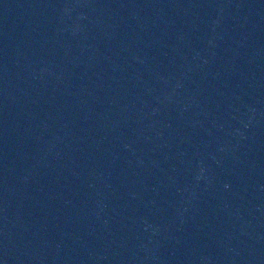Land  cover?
<instances>
[{
	"label": "water",
	"instance_id": "95a60500",
	"mask_svg": "<svg viewBox=\"0 0 264 264\" xmlns=\"http://www.w3.org/2000/svg\"><path fill=\"white\" fill-rule=\"evenodd\" d=\"M0 264H264V0H0Z\"/></svg>",
	"mask_w": 264,
	"mask_h": 264
}]
</instances>
